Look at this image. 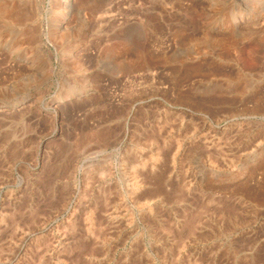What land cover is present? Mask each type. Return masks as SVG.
<instances>
[{
	"label": "rangeland",
	"instance_id": "1",
	"mask_svg": "<svg viewBox=\"0 0 264 264\" xmlns=\"http://www.w3.org/2000/svg\"><path fill=\"white\" fill-rule=\"evenodd\" d=\"M0 264H264V0H0Z\"/></svg>",
	"mask_w": 264,
	"mask_h": 264
},
{
	"label": "bare ground",
	"instance_id": "2",
	"mask_svg": "<svg viewBox=\"0 0 264 264\" xmlns=\"http://www.w3.org/2000/svg\"><path fill=\"white\" fill-rule=\"evenodd\" d=\"M101 16H104V15L101 13L100 17H101ZM134 50H135V49H134Z\"/></svg>",
	"mask_w": 264,
	"mask_h": 264
}]
</instances>
